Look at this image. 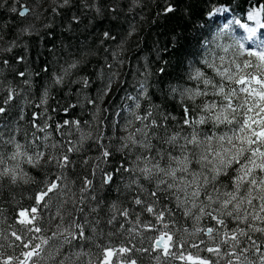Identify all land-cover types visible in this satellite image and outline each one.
Listing matches in <instances>:
<instances>
[{
    "label": "trees",
    "instance_id": "1",
    "mask_svg": "<svg viewBox=\"0 0 264 264\" xmlns=\"http://www.w3.org/2000/svg\"><path fill=\"white\" fill-rule=\"evenodd\" d=\"M167 4H171L175 11L164 14ZM222 6L241 20L247 10L261 7L264 22V0H68V3L65 0H0V107L6 110L0 114V153H3L6 161L3 166L15 167L19 164L16 170L23 177L15 184L8 178L0 181V259L17 258L25 251L19 246L21 242L12 235L14 232L24 235L16 213L20 208L30 207L35 194L48 181L60 175V169L47 164L48 155H59L69 146V140L73 143L79 140L80 133L68 128L61 135L56 125L64 119H78L86 132L91 131L94 137L101 134L105 136L102 143L110 145L109 150L113 155L107 163L96 161L100 151L91 141L85 144L81 152L69 154L76 163L65 173L66 179L61 181L62 189L67 192L64 199L71 198L65 208L72 210L71 200L77 201V207H84V215H74L81 223L87 216V235L91 239L87 242H74V247L65 245L62 249L64 255L83 253L77 264H98L105 247L119 249L121 246H135L149 249L147 252L129 254L130 259L136 260L137 264H178L171 257L157 259L158 254L151 251L152 238L156 233L145 232L136 220L137 212L141 213L140 220L144 223L153 219L146 212H141L132 200L139 194L146 198V202H151L153 198L148 197V191L154 190V182L150 183L140 177V184H133L132 181L140 176L139 172H120L114 173L111 184L102 187L101 173L98 171L94 178V190L88 194L85 205L78 203L81 196L79 189L84 176L92 178L97 163L105 171H113L121 164L135 168L139 163L143 167L142 162L136 161V156L142 153L146 155L144 149L133 147L121 152V144L111 139L112 131L120 128L126 118L131 119L129 113L124 114L122 111L123 102L126 96L136 95L138 83L146 81L148 98L140 97L141 107L136 109L137 113L143 114L155 108L154 117L158 120L163 114L175 117L168 121L167 131L163 127L156 130L158 137L167 138L176 133L183 137L191 131L182 129L180 124L183 106L193 102L186 97L182 100L180 91L173 93L172 89L194 88L196 82L188 77L197 69L204 72L206 77L215 76L213 70L203 63L205 59L211 61L208 52L210 48H204L202 43L211 25L209 16ZM23 8L29 9V12L21 17L19 11ZM105 32L112 38L106 39ZM113 53H116L115 57ZM203 54H206V58ZM20 57L23 59L20 60ZM5 60L7 64L3 63ZM76 61L80 64L72 70L70 76L65 77V83L53 86L54 74L63 75L64 69ZM19 72L28 75L20 77ZM112 73L117 75L113 76ZM84 76L93 82L92 87L86 90V94L93 98L97 89L107 83L109 76L113 80L111 93L99 104L98 113L96 108L84 101L83 95H77L80 85L70 83ZM25 80L29 83H25ZM45 89H48V103L38 107ZM10 90L13 98L5 104L3 101ZM200 101L201 98H197L196 103ZM69 104H77V107L65 115L63 108ZM33 113H42L38 121L41 127L45 123L49 125L44 132L32 126ZM84 121H88L89 126H84ZM224 131L226 128L221 126L219 133L223 134ZM10 139L14 141L13 144L5 143ZM15 143L21 144L22 151L28 154L43 151L46 155L38 166L27 163L26 157L10 160L8 157L15 151ZM152 143L164 150L170 147L156 137ZM179 143H183V140L180 139ZM53 144L61 147L53 148ZM174 154H181L179 148ZM85 160H88L87 165L83 164ZM64 185H67L66 189ZM141 185L146 191H139ZM92 196L96 199L93 200ZM59 201L60 197L54 195L50 208L42 212L43 219L37 221L47 231L30 233L28 236L51 235L56 230V224L60 221L56 219L49 223V218L55 216ZM113 202L121 209H136V212H132L127 219L120 217L110 210ZM91 207H96L97 211L91 212ZM157 208L170 213L166 214V219L177 241L188 242L182 249L184 254L202 257L209 255L191 246L192 242L198 243L201 238L207 240V237L190 235L197 227H206V221L197 224L185 217L184 208H177L175 197H164ZM113 215H117V220L109 224L108 220ZM97 220L99 223H96ZM252 235L258 242L264 241V236L256 233ZM31 242L38 243L39 240ZM261 250L264 251V246ZM174 251L179 253L181 249ZM248 255L253 264H261L260 253L255 252V249ZM113 264L124 262L117 256L113 258ZM219 264H225V260H220Z\"/></svg>",
    "mask_w": 264,
    "mask_h": 264
},
{
    "label": "snow or ice",
    "instance_id": "2",
    "mask_svg": "<svg viewBox=\"0 0 264 264\" xmlns=\"http://www.w3.org/2000/svg\"><path fill=\"white\" fill-rule=\"evenodd\" d=\"M65 3H68V0H65ZM174 11L171 4H167L164 8V14ZM28 12L29 9L23 8L19 11V15L24 17ZM259 16L260 12L255 11L250 12L247 18L256 21L258 27L264 29V24L259 22ZM233 23L246 29L247 39L256 36L257 28L246 27L239 20ZM228 28L229 25H224V30ZM104 36L106 39L112 38L108 32H105ZM236 44L239 55L246 54L254 60H244L242 63L232 60L231 66L224 67V57H219L220 66H217L215 61L209 62L205 59L203 63L213 70L215 76L206 77L204 72L197 69L188 77L189 80L196 82L194 88L172 89L173 93L180 91L182 100L186 97L193 102L183 106L181 116V128L191 129L187 135L181 137L180 133H176L167 138H160L156 130L163 127L167 131L168 121L175 117L163 114L158 120L154 117L155 108L146 110L143 114L137 113L136 109L141 107L140 97L148 98L146 81L141 82L136 96L129 95L124 98L133 101V104L127 106L131 119L126 118L123 125L122 130L128 134L120 138L119 151L124 152L125 149L131 150L133 147L144 149L146 155L142 153L136 156V161L142 162L143 167H140L139 163L135 168L121 164L113 171H105L100 168V163H97L92 171V178L84 176L82 179V186L79 189L81 196L78 201L80 205L86 204L88 194L94 190V178L98 171L101 173L102 187L111 184L114 173L120 172H139L140 176L132 181L133 184L139 185L140 177L150 183L154 182V190L148 191V197L153 198L151 202H146V198L138 194L133 197L132 203L139 206L141 212L153 217L152 220L144 223L140 220L141 213L136 214V220L145 232L156 233L152 238L151 251L158 254V260L161 257H171L175 260H186L189 264H219L220 260H225V264H253L248 254L255 249V252L260 253L261 264H264V251L261 250L264 241L258 242V239L252 235L256 233L264 236V41H259L255 48L248 49L239 40ZM115 55L116 53H113L114 57ZM22 59L23 57H20V60ZM3 63L7 64L8 61L5 60ZM79 64V61L70 64L64 69L63 75L54 74L53 86H62L65 77L70 76L72 70ZM109 67L111 68V65ZM160 71L163 72L164 69ZM18 75L26 77L28 74L19 72ZM112 75L117 74L112 73ZM24 82L29 83L28 80ZM70 83L80 85L77 95H83L84 101L96 108L98 113L99 104L103 103L104 98L111 93L113 80L109 76L107 83L97 89L95 98L86 94V90L90 89L93 83L87 76L72 80ZM68 94H71V90ZM12 98L13 92L10 90L3 103L7 104ZM197 98H201L199 103H196ZM47 103L48 89H45L38 107ZM76 107L77 104H69L63 108V112L69 115L70 110ZM5 111L4 107H0V114ZM41 115L42 113H33L31 123L38 131L44 132L49 125L45 123L43 127L40 126L38 121ZM83 125L89 126V122L84 121ZM221 126L226 128L223 134L219 133ZM68 128L80 133L79 140L76 143L69 140L66 150L61 151L59 155L49 154L47 159L48 165L61 170L60 175L48 181L44 188L35 194L30 207L20 208L16 213L17 222L22 226L24 235H17L15 232L12 235L15 236V240L21 242L19 246L26 249L21 253L23 259L19 264H29V262L37 264L34 258H39L41 253H46L53 264H77L83 253L64 255L62 249L65 245L74 247V242H87L91 239L87 235L86 226L89 224L87 216L81 223L74 215V213L84 215V207H77V201L71 200L72 210L65 208L71 198L64 199L67 192L62 189L61 181L66 179L65 173L76 163L69 154L81 152L89 141L100 151L99 156L95 158L96 161L107 163L113 153L109 150L110 145L102 143L105 136L101 134L94 137L91 131L86 132L80 120L64 119L62 123L56 125V130L61 135H64L63 130ZM130 128L134 130L129 132ZM154 137L161 143L168 144L169 149L164 150L152 143ZM180 139L183 143H179ZM5 143L13 144L14 141L10 139ZM22 147L21 144L15 143V151L8 159L15 161L18 157H26L27 163L38 166L46 155L43 151L28 154L22 151ZM52 147L57 148L61 145L53 144ZM177 148L180 155L174 154ZM5 163L4 155L0 153V181L8 178L15 184L23 179L16 170L19 164L15 167H4ZM83 164L87 165L88 160L83 161ZM63 188L66 189L67 185ZM139 191L144 192L146 189L141 185ZM54 195L60 197V201L56 214L49 218V223L58 219L60 223L56 224V230L52 231L51 235L28 236L30 233L39 234L47 231L37 221L43 219L42 212L50 208ZM164 197H175L177 208L183 207V215L197 224L202 220L206 221V227H197L190 235L199 234L207 237V240L201 238L198 243H191V246L198 251H206L209 254L207 257L184 254L182 249L188 242L177 241L166 219V214L170 213H166L165 209L157 208L159 201ZM92 199L95 200L96 197L92 196ZM61 209H64L63 213ZM110 210L125 219L132 212H136V209H121L115 202L112 203ZM90 211L96 212L97 208L91 207ZM115 220L117 215H113L108 223L111 224ZM96 223H99V220ZM32 240H39V243H32ZM209 241L211 243H208ZM177 248L181 249L179 253L174 251ZM136 251L147 252L149 249L135 246H121L119 249L105 247L98 264H113V258L117 256L122 258L124 264H137L136 260L129 257L130 253ZM212 257L218 259L213 260ZM5 264H9V261H5Z\"/></svg>",
    "mask_w": 264,
    "mask_h": 264
},
{
    "label": "rangeland",
    "instance_id": "3",
    "mask_svg": "<svg viewBox=\"0 0 264 264\" xmlns=\"http://www.w3.org/2000/svg\"><path fill=\"white\" fill-rule=\"evenodd\" d=\"M259 11V22L262 24L260 18H261V10L259 8H252L247 11L246 17H245V23H241L246 25V27H252L257 28V34L255 38L247 39L248 33L246 32L245 28H241L239 25L233 23V21L239 20L237 17L232 16L228 10L225 9H219L216 10V12L211 16V26L207 28L204 42L202 43L203 47L210 48L209 52V59L210 61H215V64L217 66H220L221 61L219 57H224V67L231 66V61L236 60L238 63H242L244 60H254L253 57H249L246 54L245 55H239L238 48L236 41L239 40L240 42L244 43L245 48H255L256 43L259 41H264V33L263 29H260L257 25L256 21L248 20V14L250 12ZM255 23V24H254ZM229 25V28L227 30H224V25ZM252 24L254 26H252ZM223 30V31H222ZM222 33V34H221ZM227 48V51H224V49ZM205 53V52H204ZM204 58H206V54H203ZM137 82V81H136ZM112 84V88H113ZM140 84L138 83L136 87V95L137 90L139 89ZM135 95V96H136ZM109 96V95H108ZM106 96V97H108ZM134 96V95H131ZM124 109L122 111L125 113H128L127 106L133 104V101L124 99ZM125 122L120 126V128L115 129L112 131L111 139L121 144L120 138L123 136H126L128 133L124 132L122 130L123 125ZM132 128H130L128 131L130 132ZM210 242V241H209ZM186 256L189 254H185ZM193 256V255H192ZM195 257V256H194ZM216 258L217 257H212ZM156 262V261H155Z\"/></svg>",
    "mask_w": 264,
    "mask_h": 264
},
{
    "label": "flooded vegetation",
    "instance_id": "4",
    "mask_svg": "<svg viewBox=\"0 0 264 264\" xmlns=\"http://www.w3.org/2000/svg\"><path fill=\"white\" fill-rule=\"evenodd\" d=\"M32 243H37V242H32ZM39 243V242H38ZM47 248V246H45ZM26 251V249H24ZM23 259V256L20 255L17 258H13V257H6V258H2L0 259V264H5V261H9V264H19V261ZM37 261V264H53V261L51 259L47 258L46 253H41V256L39 258H34ZM175 261V259H174ZM176 262L178 264H189L188 261H180V260H176ZM29 264H31V262H29Z\"/></svg>",
    "mask_w": 264,
    "mask_h": 264
},
{
    "label": "bare ground",
    "instance_id": "5",
    "mask_svg": "<svg viewBox=\"0 0 264 264\" xmlns=\"http://www.w3.org/2000/svg\"><path fill=\"white\" fill-rule=\"evenodd\" d=\"M254 22V21H253Z\"/></svg>",
    "mask_w": 264,
    "mask_h": 264
}]
</instances>
